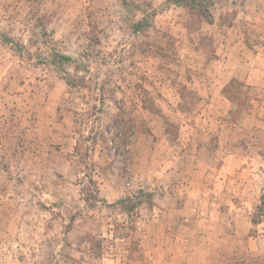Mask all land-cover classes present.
Here are the masks:
<instances>
[{"label": "rangeland", "instance_id": "rangeland-1", "mask_svg": "<svg viewBox=\"0 0 264 264\" xmlns=\"http://www.w3.org/2000/svg\"><path fill=\"white\" fill-rule=\"evenodd\" d=\"M186 1L0 0V264H264V0Z\"/></svg>", "mask_w": 264, "mask_h": 264}, {"label": "trees", "instance_id": "trees-1", "mask_svg": "<svg viewBox=\"0 0 264 264\" xmlns=\"http://www.w3.org/2000/svg\"><path fill=\"white\" fill-rule=\"evenodd\" d=\"M178 2H181V0H177ZM195 0H187L186 3H189V6H194ZM205 21H207L205 19ZM58 58L63 61H68L70 59L69 56L66 55H58ZM179 96L181 98V102L178 104L179 108L182 111L189 110L191 106L200 99V96L192 89L187 87L184 84H180L179 86ZM248 85H246L244 82L236 79L231 78L223 87H222V94L223 96L231 103L232 108L229 111L230 115L232 116V120H237L239 115H241L242 112H244L250 105V99L248 95ZM140 103L141 107L145 110H148L150 112H159L158 108L155 107V104L150 96H148V93L146 90H143V94L140 96ZM128 122V127L134 126L135 122L132 117H129L126 119ZM125 123V121H124ZM166 124V130H170V127H175V125L171 122H169L168 119H165ZM116 134L112 138L115 143V146L120 145L121 143L130 142V136L124 135L120 137L118 135V132L121 131V125L118 122L115 126ZM135 132V131H134ZM133 130L131 131V134L134 133ZM117 138V140L115 139ZM119 139V141H118ZM80 148V144L76 143L74 146V150L78 152ZM89 151V149L87 150ZM88 185L86 188V191L84 192L83 201L90 207H96V204L99 200L98 198V188L96 186L95 180L92 179L91 176L88 177ZM121 201V200H120ZM134 206L132 205L130 208L126 210V213L128 217L132 215ZM250 222L253 226H257L259 224H262L264 228V186L261 189V194L259 195L258 202L255 204V207L253 211L251 212L250 216ZM133 228V227H131ZM103 237L100 236V234H94V233H87L84 235V243L87 245V249L90 252V255L93 257L99 258L103 254Z\"/></svg>", "mask_w": 264, "mask_h": 264}]
</instances>
